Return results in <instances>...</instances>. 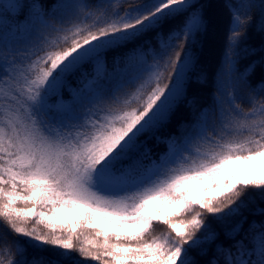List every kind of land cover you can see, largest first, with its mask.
<instances>
[{
  "label": "snow or ice",
  "instance_id": "snow-or-ice-1",
  "mask_svg": "<svg viewBox=\"0 0 264 264\" xmlns=\"http://www.w3.org/2000/svg\"><path fill=\"white\" fill-rule=\"evenodd\" d=\"M0 264H264V0H0Z\"/></svg>",
  "mask_w": 264,
  "mask_h": 264
},
{
  "label": "trees",
  "instance_id": "trees-1",
  "mask_svg": "<svg viewBox=\"0 0 264 264\" xmlns=\"http://www.w3.org/2000/svg\"><path fill=\"white\" fill-rule=\"evenodd\" d=\"M219 39L209 38L208 42L205 44L204 51L202 53V59L206 67H213L216 60L218 59L219 54ZM207 94L205 93V96ZM164 228L163 225L155 226L157 232L162 231Z\"/></svg>",
  "mask_w": 264,
  "mask_h": 264
},
{
  "label": "rangeland",
  "instance_id": "rangeland-1",
  "mask_svg": "<svg viewBox=\"0 0 264 264\" xmlns=\"http://www.w3.org/2000/svg\"><path fill=\"white\" fill-rule=\"evenodd\" d=\"M195 195L199 196V195H202V193H200L199 191H197V192L195 193ZM71 219L75 220V219H76V217H75V216H73V217H71Z\"/></svg>",
  "mask_w": 264,
  "mask_h": 264
}]
</instances>
